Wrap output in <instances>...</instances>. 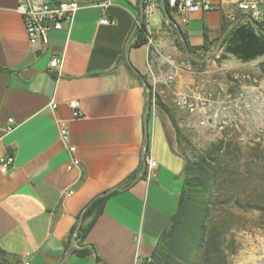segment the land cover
<instances>
[{
	"label": "crops",
	"instance_id": "crops-1",
	"mask_svg": "<svg viewBox=\"0 0 264 264\" xmlns=\"http://www.w3.org/2000/svg\"><path fill=\"white\" fill-rule=\"evenodd\" d=\"M75 1L80 7L70 32H51L44 48L28 43L15 12L21 0H0V158L13 157L0 173V264H141L151 257L171 225L186 167L166 109L179 124L163 100L188 93L203 71L251 69L227 52L230 39L223 41L246 25L238 13L227 16L229 6L207 14L159 7L145 22L146 43L136 47L139 0H113L106 11L94 5L98 0ZM102 17L115 24L101 25ZM183 39L192 48L207 44V54L227 64L206 60L192 72L182 69L190 57ZM52 55L62 56L60 73L49 67ZM174 67L175 83L165 86ZM153 87L164 108L151 111L146 102ZM61 124L80 162L72 170ZM145 156L157 162L148 179ZM97 198H105L102 213L81 242L71 232ZM82 246L91 251L87 258L73 252Z\"/></svg>",
	"mask_w": 264,
	"mask_h": 264
},
{
	"label": "built area",
	"instance_id": "built-area-1",
	"mask_svg": "<svg viewBox=\"0 0 264 264\" xmlns=\"http://www.w3.org/2000/svg\"><path fill=\"white\" fill-rule=\"evenodd\" d=\"M137 1V0H129ZM143 7V22L137 23L141 30L151 13L159 7H167L179 14L200 12L207 14L222 6H229L227 16L234 13L242 15L254 22L255 29L264 33V0H139ZM113 0H98L94 5L106 11ZM75 0L48 2L46 0H21L15 12L21 17L27 40L31 46L46 48L50 43V33L64 30L70 32L74 16L79 9ZM249 22V21H248ZM101 25H113L114 20L102 17ZM62 56L52 55L49 67L60 73ZM251 69L242 66L222 68L217 76L203 71L200 78L188 93H174L173 103L180 111L196 121L197 126L208 131L219 139H236L249 146L264 147V59L248 62ZM182 69L192 72L193 65L187 61L181 64ZM252 68L255 71H252ZM176 67L165 73L162 83L172 86L176 80ZM153 87L147 99L146 106L152 111L157 105L158 92ZM52 108L56 105L52 104ZM69 106L74 109V116H80L76 111L78 102L72 101ZM12 124V120H9ZM13 126L7 127L11 132ZM60 140L67 145L69 164L67 170L79 167L76 148L69 145V134L61 124L58 129ZM146 147V146H145ZM144 147V151H145ZM144 174L146 178L157 168V162L151 156H145ZM13 165L12 156L0 158V173L5 174ZM152 258H146L141 264H151ZM27 264V263H25Z\"/></svg>",
	"mask_w": 264,
	"mask_h": 264
},
{
	"label": "trees",
	"instance_id": "trees-1",
	"mask_svg": "<svg viewBox=\"0 0 264 264\" xmlns=\"http://www.w3.org/2000/svg\"><path fill=\"white\" fill-rule=\"evenodd\" d=\"M166 10L169 9L166 7ZM244 21L246 25L235 26L223 41L230 39L227 52L247 63L264 55V33L260 29L255 31L246 19ZM226 29L227 25L224 26L223 32ZM146 41L142 26L135 46L139 47ZM180 46L185 54L190 55L188 61L193 66H203L205 63H198L195 59L203 57L211 50L207 44L192 48L185 39L180 42ZM157 105L164 108L158 100ZM166 111L178 140V126L169 111L167 109ZM257 149L252 152L256 154ZM239 152L234 142L217 140L209 143L193 161L186 159L185 179L178 197L177 209L171 217L170 227L158 238L157 246L151 255V264H226L227 255L222 246V233L226 222L216 214L218 207L233 202L237 207L244 209H264L253 200L252 195H249L243 204L239 198L224 194L222 188L224 182L230 180L231 185L236 184L234 177L238 174L230 171L233 163L229 162L228 158L234 156L236 160L239 158L237 155ZM250 156L252 157V154ZM252 172L249 164L240 171L244 184L251 182ZM222 195L226 197L223 201L220 200ZM104 200L105 198H97L88 206L81 225L78 228L75 225L71 235L75 234L76 239L81 242L85 239L93 223L102 213ZM88 217L92 218L85 224ZM73 252L81 258H87L91 254L84 246L74 249Z\"/></svg>",
	"mask_w": 264,
	"mask_h": 264
},
{
	"label": "rangeland",
	"instance_id": "rangeland-1",
	"mask_svg": "<svg viewBox=\"0 0 264 264\" xmlns=\"http://www.w3.org/2000/svg\"><path fill=\"white\" fill-rule=\"evenodd\" d=\"M203 57L196 58V62L205 63ZM210 65L227 64L217 60L213 55L208 58ZM207 66V64H206ZM195 69L202 66H193ZM204 68V67H203ZM202 69V68H201ZM173 95L170 94L163 104L169 108L176 118L179 129L178 149L187 160H194L201 155L202 150L211 142L219 139L208 131L197 126L193 118L188 117L184 112L174 109ZM236 144L240 152L239 158L234 156L228 158L232 162L230 171L238 172L234 180L236 184L231 185L230 180L224 182L222 188L225 195L237 197L244 204L246 198L252 195L253 200L264 208V147L249 146L236 139H226ZM256 154L252 151L254 149ZM252 154V157L250 156ZM257 156V157H256ZM250 165L252 172L251 182L245 183L240 171ZM225 177V176H224ZM223 177V178H224ZM233 179V177H231ZM225 195L220 198L225 200ZM216 214L226 222L225 230L222 233L223 249L227 255L226 264H264V209H244L237 207L233 202H228L216 210Z\"/></svg>",
	"mask_w": 264,
	"mask_h": 264
},
{
	"label": "water",
	"instance_id": "water-1",
	"mask_svg": "<svg viewBox=\"0 0 264 264\" xmlns=\"http://www.w3.org/2000/svg\"><path fill=\"white\" fill-rule=\"evenodd\" d=\"M248 21H249V23H250V25L254 28V30L256 31V29H255V25H254V22L251 20V19H249L248 18ZM224 36V35H223ZM219 44V43H218ZM216 51L218 50V48H216L215 49ZM212 56V54H207L206 56H205V58L203 59V60H198V61H201V62H205L208 58H210ZM196 60V59H195ZM144 123H145V136H147V119L145 118L144 119ZM105 194H103L102 196H104ZM79 227V226H78Z\"/></svg>",
	"mask_w": 264,
	"mask_h": 264
}]
</instances>
